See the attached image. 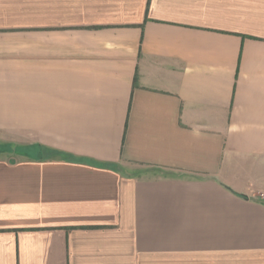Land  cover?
<instances>
[{
  "label": "crops",
  "instance_id": "crops-1",
  "mask_svg": "<svg viewBox=\"0 0 264 264\" xmlns=\"http://www.w3.org/2000/svg\"><path fill=\"white\" fill-rule=\"evenodd\" d=\"M0 141V264H264V0H0Z\"/></svg>",
  "mask_w": 264,
  "mask_h": 264
},
{
  "label": "rangeland",
  "instance_id": "rangeland-1",
  "mask_svg": "<svg viewBox=\"0 0 264 264\" xmlns=\"http://www.w3.org/2000/svg\"><path fill=\"white\" fill-rule=\"evenodd\" d=\"M12 149H13V146H11L10 144H8L7 142L0 141V153H5L6 155H12V156L23 154V152L21 151L22 149L19 148L17 152H15V154L13 155Z\"/></svg>",
  "mask_w": 264,
  "mask_h": 264
},
{
  "label": "trees",
  "instance_id": "trees-1",
  "mask_svg": "<svg viewBox=\"0 0 264 264\" xmlns=\"http://www.w3.org/2000/svg\"><path fill=\"white\" fill-rule=\"evenodd\" d=\"M49 154H50V156H53V155H58V154H60V152L50 151ZM239 195H241V196H243V197H247V196L244 195V194H239Z\"/></svg>",
  "mask_w": 264,
  "mask_h": 264
}]
</instances>
